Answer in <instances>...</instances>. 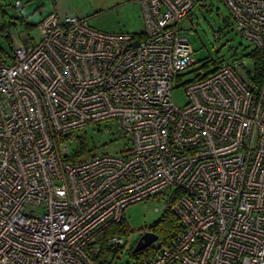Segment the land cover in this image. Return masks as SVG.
<instances>
[{"label":"built area","instance_id":"obj_1","mask_svg":"<svg viewBox=\"0 0 264 264\" xmlns=\"http://www.w3.org/2000/svg\"><path fill=\"white\" fill-rule=\"evenodd\" d=\"M135 1L139 32L53 11L36 42L0 59V264H105L100 231L165 190L180 230L141 264H264V75L222 63L185 82L177 105L196 63L177 23L198 0ZM221 1L264 49V0ZM106 120L130 146L71 159L74 131Z\"/></svg>","mask_w":264,"mask_h":264},{"label":"rangeland","instance_id":"obj_2","mask_svg":"<svg viewBox=\"0 0 264 264\" xmlns=\"http://www.w3.org/2000/svg\"><path fill=\"white\" fill-rule=\"evenodd\" d=\"M98 1L105 5L109 0H79L82 7ZM42 2L46 8H42ZM50 0H0V50L2 59L9 62L11 54L10 42L20 41L28 37L30 43L38 40L37 21L41 13L49 6ZM137 5V4H136ZM137 7V6H136ZM89 13L82 14L88 24L95 29L108 32H139L143 29L141 17L134 6L124 8L95 7ZM138 8V7H137ZM27 23H31L28 25ZM177 27L188 33V40L193 49L196 63L182 72L181 80L172 89V100L179 106L186 102L185 82L196 74H204L214 70L218 65L244 59L252 68V59L247 55L252 44L238 33L228 7L221 0H198L191 13L181 18ZM8 34V38L4 37ZM183 83V84H180ZM83 139L85 148L76 157L84 159L94 154H118L130 146L128 135L121 132L115 120L89 124L81 130H75L73 140L68 144L70 154L78 149L79 140ZM168 190L158 195L130 203L124 209L125 231L123 242L115 255H109L112 264H134L129 254L138 236L150 230V226L158 222L164 214ZM158 243L155 240L152 245Z\"/></svg>","mask_w":264,"mask_h":264},{"label":"trees","instance_id":"obj_3","mask_svg":"<svg viewBox=\"0 0 264 264\" xmlns=\"http://www.w3.org/2000/svg\"><path fill=\"white\" fill-rule=\"evenodd\" d=\"M139 34V33H138ZM5 38H8V34H4ZM252 59V67H253V79L254 81H260L262 75H264V49L252 47L247 54ZM2 57V51L0 50V59ZM85 144L84 140L80 138L78 143V149L72 154V158L78 157L84 150ZM175 201V197L171 196L169 202H167L166 208H164V214L159 219L158 222L153 223L150 226V231H153L158 236V241L160 242L159 247L167 246L171 239L176 235L180 230V222L172 209V204ZM125 221L124 217L118 223H113L106 226L103 230L98 234V242L100 244V250L97 259L102 260L103 263L109 264L110 261L104 259L107 254L115 255L119 250L121 245H107V238L113 234H122L125 231ZM156 249H154L151 245L139 250L135 253L132 252V248L130 250V255L134 259V264H141V262L150 257Z\"/></svg>","mask_w":264,"mask_h":264},{"label":"crops","instance_id":"obj_4","mask_svg":"<svg viewBox=\"0 0 264 264\" xmlns=\"http://www.w3.org/2000/svg\"><path fill=\"white\" fill-rule=\"evenodd\" d=\"M97 4L95 5L93 2L91 4H86L85 7H82L79 0H50L48 8L44 13H41L39 16V20L37 23L48 13L50 12H58L59 14H75L81 16L83 13H89L88 11H92L97 9L95 7H104V8H124L129 6H134L136 13L141 17L140 6L135 0H109L104 6L100 5L98 1H95ZM137 4V5H136ZM138 8H137V7ZM42 8H46L45 4L42 2ZM84 17V16H83ZM36 23V25H37ZM31 25V23H27ZM137 32V31H135ZM131 32V33H135ZM15 44L10 42V47L16 44H33L30 43L28 37L22 38L20 41H14Z\"/></svg>","mask_w":264,"mask_h":264},{"label":"water","instance_id":"obj_5","mask_svg":"<svg viewBox=\"0 0 264 264\" xmlns=\"http://www.w3.org/2000/svg\"><path fill=\"white\" fill-rule=\"evenodd\" d=\"M138 43L137 40L132 41V45H136ZM27 45V43H26ZM158 236L156 233H154L153 231H144L143 233H141L137 240L135 241L133 247H132V252L135 253L139 250H142L144 248H146L147 246H149L152 242H154L155 240H157Z\"/></svg>","mask_w":264,"mask_h":264}]
</instances>
